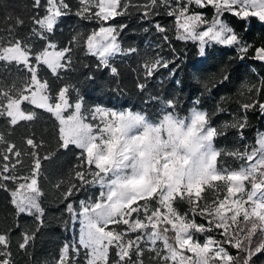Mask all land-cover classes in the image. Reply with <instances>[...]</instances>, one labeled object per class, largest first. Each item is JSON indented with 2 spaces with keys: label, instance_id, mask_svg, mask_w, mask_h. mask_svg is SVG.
I'll return each instance as SVG.
<instances>
[{
  "label": "snow or ice",
  "instance_id": "obj_1",
  "mask_svg": "<svg viewBox=\"0 0 264 264\" xmlns=\"http://www.w3.org/2000/svg\"><path fill=\"white\" fill-rule=\"evenodd\" d=\"M23 7L26 15L0 0V192L13 217L0 229V264H19L20 253L32 259L46 226L42 182L65 154L75 163L52 188L72 235L44 264H258L264 131L251 141L245 133L249 114L264 118V75L251 69L256 82L244 85L238 113L220 124L214 117L226 113V97L212 111L199 97L185 107L179 94L150 91V81L167 70L165 79L182 88L175 77L188 57L174 41L191 42L201 61L220 49L234 53L203 82L208 94L230 80L232 63L264 66V38H245L253 21L264 27V0H27ZM128 19L158 37L154 54L132 69L143 108L131 104L115 63L140 51L122 43ZM93 91L100 96L90 103ZM41 121L49 126L38 133ZM229 134L233 146H219ZM22 216L35 227L22 226Z\"/></svg>",
  "mask_w": 264,
  "mask_h": 264
},
{
  "label": "trees",
  "instance_id": "obj_2",
  "mask_svg": "<svg viewBox=\"0 0 264 264\" xmlns=\"http://www.w3.org/2000/svg\"><path fill=\"white\" fill-rule=\"evenodd\" d=\"M12 2L17 5V14L26 15V10L23 5L27 0H12ZM126 22L130 27L122 36V43L125 47L128 45H135L140 51L138 55L133 57H117L115 63L121 71L123 84L131 97V104L137 105L138 108H143L144 105L140 103V100L136 95L134 87L135 73L132 69L136 68L138 63H140L146 55L150 56L154 54L155 49L152 45L158 41V37L153 33H143L140 30V24L134 19H128ZM62 27L64 31L63 36H61L60 39L66 40L71 25H65ZM245 38L249 42L255 41L259 44L260 40L264 38V27L256 21H253ZM174 46L178 51L183 50V53H186L188 57L187 62L182 65V70L178 71L175 77L181 81L182 88L177 89L170 79H165L168 75L167 70H162L152 79V81H150V91H162L165 95L179 94L185 102V107H189L191 102L199 97L202 100V107L208 111L215 109V106L220 101L221 97H226L227 99L223 103V107L227 111L222 115L214 117V123L216 124H220L225 119L230 118L228 115L229 113H238L239 109L237 101L246 99V95H241V92L245 91L244 85L246 83H254L257 80L256 74L253 73L251 69L255 68L257 72L264 75V66L259 64V62L251 60L243 62L236 61L230 65V80L225 84L214 88L211 94H208L204 91L203 82L211 80L214 76H217L222 67V62L227 61L230 56L234 55V53L228 49H220L214 58L201 61L195 57L194 53L196 49L191 42L185 45L182 42L174 41ZM163 54H169L167 48L164 49ZM81 59L87 63L93 62L90 57L86 58L81 55ZM79 74V71L75 74H71L69 80L65 82H74L76 76H79ZM161 80L164 81L163 85L160 83ZM201 93H203V95H201ZM99 96L100 93L98 92H90L89 102H94ZM261 98L264 99V96ZM131 104L129 107H131ZM249 118L251 121V127L246 131L245 135L248 140L251 141L256 134L257 129L264 131V118H260L258 115L254 114H249ZM48 126L49 125H46L44 121H41V123L37 125L38 133ZM235 142V137L229 134L226 138H221L219 140V146L231 147ZM73 163H75L74 157L71 154H65L55 165L50 166L46 171L45 174L48 176V179L42 182L45 191L42 206L45 209L46 226L40 230L35 241V247L31 250L33 251L32 259L29 260L28 257L20 253L16 256L19 264H44L45 261H51L56 255L60 245L66 238H70L72 235L70 232H65L60 224L63 205L57 201L58 193L52 188V184L56 182L61 174L66 173ZM64 218L66 219V217ZM12 223L13 217L11 216L10 209L7 205L6 194L0 192V229L9 226ZM20 223L25 227H35L33 219L28 216L20 217Z\"/></svg>",
  "mask_w": 264,
  "mask_h": 264
},
{
  "label": "rangeland",
  "instance_id": "obj_3",
  "mask_svg": "<svg viewBox=\"0 0 264 264\" xmlns=\"http://www.w3.org/2000/svg\"><path fill=\"white\" fill-rule=\"evenodd\" d=\"M261 261H264V257H261ZM261 261H258V264H261Z\"/></svg>",
  "mask_w": 264,
  "mask_h": 264
}]
</instances>
